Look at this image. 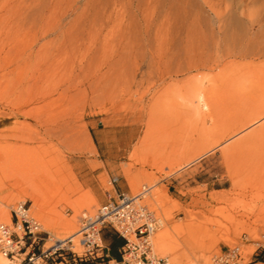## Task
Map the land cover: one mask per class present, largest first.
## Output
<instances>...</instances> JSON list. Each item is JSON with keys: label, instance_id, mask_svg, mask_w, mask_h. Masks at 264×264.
Masks as SVG:
<instances>
[{"label": "rangeland", "instance_id": "obj_1", "mask_svg": "<svg viewBox=\"0 0 264 264\" xmlns=\"http://www.w3.org/2000/svg\"><path fill=\"white\" fill-rule=\"evenodd\" d=\"M86 1L0 0V207L9 205L10 212L18 201L33 204L30 182L21 180L22 170L30 168L50 182L39 192L51 224L36 218L53 235L66 237L72 228L65 217L76 213L72 203L92 194L91 211L108 200L110 188L117 198L153 185L161 202L141 203L170 228L166 252L155 245L157 257L168 264H211L214 253L239 244L244 262L261 264L256 262L264 260V116L255 118V111L264 102V56L211 49L203 56L209 63L189 70L193 51L182 52L188 59L176 52L179 60L167 51L171 44L157 46L153 54L120 57L112 38L117 21L109 19L104 29L93 12L79 25L78 39L83 38L73 39L69 49L45 35L62 14L75 6L81 11ZM19 4L22 12L28 4V13L38 4L45 10L20 13ZM257 7L250 3L251 12ZM199 92L207 105L194 98ZM9 111L19 114L9 117ZM127 116L141 119L132 126L124 123ZM249 116L252 122L237 128L234 119ZM126 173L137 181L134 191ZM113 231L102 230L108 246Z\"/></svg>", "mask_w": 264, "mask_h": 264}, {"label": "bare ground", "instance_id": "obj_2", "mask_svg": "<svg viewBox=\"0 0 264 264\" xmlns=\"http://www.w3.org/2000/svg\"><path fill=\"white\" fill-rule=\"evenodd\" d=\"M251 2L256 3V7L258 4L256 13H254L252 9H251L252 12L250 11ZM20 5L21 4H19V7L16 5L15 6L18 9H20L23 4L21 6ZM29 5L31 6V4L27 5L28 10L24 8V10H26L25 12H22L21 10L22 8H21L20 13H28V11L30 12ZM40 5L41 4H38V6H35V8H37V11H40L42 14L44 13L42 11H44L45 8L44 7H43L44 9L40 8L41 7ZM251 5L252 7L254 6L253 4ZM15 6L12 7L14 8V11L12 12H16L15 10L17 8ZM38 7L40 10L38 9ZM248 7H249V10H248ZM74 9L76 10V12L78 11L76 16L73 17L71 15L72 18L70 17L71 19L67 23H64V20L67 17H69L71 13L75 12ZM78 9H79V6L78 7L75 6L73 7L72 12L67 11L64 14H62L60 16V19L54 24V26L52 24V27H50L46 31L45 35L53 34L55 38L54 40L60 41L63 46H67L65 48L69 49L68 45L70 44V42L73 43V39L79 40L83 38L81 37L78 39L80 31H82L80 30L79 25H81L83 18L86 19L85 18L86 15L90 17V13L93 12L94 14L96 13L95 16L96 17L98 16L99 17L98 19L101 20L102 24H104L103 25L104 29H105V26H108L107 24H108L109 19L115 18V20L117 21V23L113 26V29H112V38H113V41L116 42L115 45L117 48H116L115 53L120 57L130 56L134 53H137V54L142 53L144 55H147L148 53L153 54L156 49L160 50V48H157V46L163 47L166 44H169V45L171 44L172 47L174 48L172 47H170V49L168 48L167 51L170 54H174V53L176 54V52H178L180 56H182L185 53H189V51L191 52L193 51V53H191L192 55L188 57L189 60L187 61V65L185 63L187 69L189 70L190 68H193V67H200L204 63L208 62L209 60L208 57L204 60L203 56H204V53L206 54L210 52L211 49H216L217 53H220V51L221 52L225 51L229 56L230 55L232 56L238 55L240 57H246V56L263 57L264 56V0H87L85 2V5L82 6V10L80 11ZM37 11L31 12L28 14L33 15ZM8 12H9V8H8ZM93 13L91 15H93ZM91 18L94 19V17H91ZM91 21L94 22V20H91ZM90 23L91 22H89V24ZM92 24L93 23H91V25ZM86 25L88 26V22ZM101 29L102 30L100 31L104 32L103 28ZM83 30H86L85 27ZM81 35L83 36V31L81 32ZM107 36H108V33L104 35V38H107ZM71 45L72 44H70V46ZM72 47H70V49ZM173 49L174 51H172ZM188 49L189 51L186 52ZM96 50L98 51V49ZM167 51H164V52H167ZM182 52H185V53H182ZM178 53L176 54L177 58L180 57ZM224 55L223 57H225ZM181 58L182 57H180L179 60ZM185 58H187V55L186 57L182 59H185ZM215 59L213 60L217 61V59L216 60ZM168 62L171 63V60L169 59ZM210 63H211V60H210ZM179 70L182 71V69H179ZM194 98H197L198 100L197 102H199L200 104L201 102H203L204 105H207V99L203 92L196 93L194 95ZM258 105H259L257 107L258 109L257 111H255V114H256L255 118H260L264 116V102H260V104ZM18 114H19V111H15V112L9 111V117H16ZM140 116L138 119H134V120H130L127 116V118L124 119V123L131 124V125L137 124L138 121H140L141 119ZM253 119L254 118H252V116L234 119L236 123L239 124L238 127L236 125H233L236 123H233L232 121H230L232 123H229V124L230 126L233 125V127L242 129L246 127L247 123L249 124L250 122H252L251 120ZM226 127H223V130H225ZM229 128H227L226 130H228ZM131 129L133 131L134 127H132ZM136 130L137 129H135L134 131L135 133L137 132ZM67 138L69 137L67 136ZM144 139L145 140L147 139L146 135L145 137H143V140L141 141V143L143 142V145L145 141ZM199 157H201V155ZM21 173H22L21 180L23 178L24 180L30 182V185L32 187L31 189L32 192H30L31 199L33 201V204H30V209L32 205V209L34 211V213L33 212L32 213L38 218H40L45 224H51L50 220L48 219V217L44 214L42 210V202L40 200V192H39V189L40 188L42 189L41 186L43 185L46 186L47 184H50V182L48 181V179H46L45 175L35 174L31 171L30 168L22 170ZM20 174L16 175L17 179L20 177L19 176ZM126 174L128 175V183L130 185V188L132 189V191H134L137 185V181L136 179H133L132 177H130V174L128 173ZM13 177H15V175ZM14 182H16L17 184V180H15ZM149 187L150 189L147 191V193L143 195L141 202L145 201V199L146 201L153 200L154 202L155 201L161 202L160 196L158 194V190L155 187H153V185H150ZM136 195L137 193L134 195L128 194V196L130 197H135ZM86 198L87 199L85 200H80L76 203H72L76 208V213L72 217H65V225L72 228V230L70 231L72 232L71 235H74L79 229V228L77 229V225H76L77 219L79 218V214L77 215L78 210L80 208H85L87 210L88 208L93 207L96 204L92 194H89ZM12 201L14 202V200ZM8 206L9 205H4L0 207V220L10 221V212L8 210ZM158 218H159L160 226L161 227L164 226L165 228L164 230L160 232H158L160 228L154 231L150 236V240H151L153 251L156 247H158V250L165 251L167 247V242L169 239V231H170L169 229L170 228H168L167 221L166 219H164V217L159 216ZM50 234L53 235L51 232ZM53 236L58 239L65 238V237H59L55 235ZM1 257L2 259L4 258L5 260L4 256L1 255L0 258Z\"/></svg>", "mask_w": 264, "mask_h": 264}, {"label": "built area", "instance_id": "obj_3", "mask_svg": "<svg viewBox=\"0 0 264 264\" xmlns=\"http://www.w3.org/2000/svg\"><path fill=\"white\" fill-rule=\"evenodd\" d=\"M117 177L112 176L113 186ZM150 187L146 184L135 197L128 193L112 195L91 211L83 209L79 229L74 235L58 239L43 228L26 201L10 208V221L0 222V254L17 264H168L167 258L157 257L150 236L159 227V216L141 203ZM110 226L123 239L119 259L110 255L103 242L102 230ZM211 264H249L239 244L226 246L211 256Z\"/></svg>", "mask_w": 264, "mask_h": 264}, {"label": "trees", "instance_id": "obj_4", "mask_svg": "<svg viewBox=\"0 0 264 264\" xmlns=\"http://www.w3.org/2000/svg\"><path fill=\"white\" fill-rule=\"evenodd\" d=\"M107 238V236H105ZM123 243V239L120 237H117L116 234H113L111 236V240L109 243V247L111 249V252L113 254V256H118V252H117V248L122 245Z\"/></svg>", "mask_w": 264, "mask_h": 264}, {"label": "crops", "instance_id": "obj_5", "mask_svg": "<svg viewBox=\"0 0 264 264\" xmlns=\"http://www.w3.org/2000/svg\"><path fill=\"white\" fill-rule=\"evenodd\" d=\"M114 232V231H113ZM114 234H116L115 232H114ZM110 236H112V235H110ZM116 236L117 237H119L117 234H116ZM110 238V237H109ZM123 244V243H122ZM121 246V245H120ZM120 246L117 248V252H118V256H113V254H112V252H111V249H110V247H109V249H110V255H111V257H113L114 259H119V248H120ZM263 259H264V257H263ZM256 263H261V264H264V260H259V261H257Z\"/></svg>", "mask_w": 264, "mask_h": 264}]
</instances>
